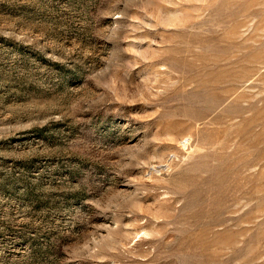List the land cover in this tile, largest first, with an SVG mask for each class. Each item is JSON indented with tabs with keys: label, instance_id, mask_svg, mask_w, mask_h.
Returning <instances> with one entry per match:
<instances>
[{
	"label": "rangeland",
	"instance_id": "rangeland-1",
	"mask_svg": "<svg viewBox=\"0 0 264 264\" xmlns=\"http://www.w3.org/2000/svg\"><path fill=\"white\" fill-rule=\"evenodd\" d=\"M0 264H264V0H0Z\"/></svg>",
	"mask_w": 264,
	"mask_h": 264
}]
</instances>
